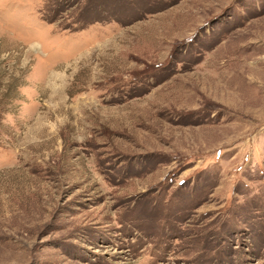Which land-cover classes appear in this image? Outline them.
<instances>
[{"label":"rangeland","instance_id":"374dc122","mask_svg":"<svg viewBox=\"0 0 264 264\" xmlns=\"http://www.w3.org/2000/svg\"><path fill=\"white\" fill-rule=\"evenodd\" d=\"M0 264H264V0H0Z\"/></svg>","mask_w":264,"mask_h":264}]
</instances>
